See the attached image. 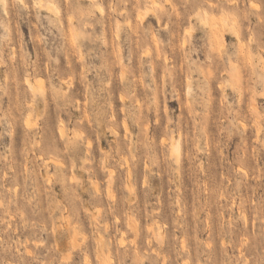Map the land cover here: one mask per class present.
Returning <instances> with one entry per match:
<instances>
[{"label":"rangeland","instance_id":"1","mask_svg":"<svg viewBox=\"0 0 264 264\" xmlns=\"http://www.w3.org/2000/svg\"><path fill=\"white\" fill-rule=\"evenodd\" d=\"M0 264H264V0H0Z\"/></svg>","mask_w":264,"mask_h":264},{"label":"bare ground","instance_id":"2","mask_svg":"<svg viewBox=\"0 0 264 264\" xmlns=\"http://www.w3.org/2000/svg\"><path fill=\"white\" fill-rule=\"evenodd\" d=\"M100 7H101V10H104V9H102L103 7H102L101 5H100ZM49 9H50V10H56V7L50 3V4H49ZM98 10H99V12L101 11L100 8H98ZM57 11H58V9H57ZM153 11H155V10H153ZM102 12H103V11H101L100 13H102ZM147 12H148V11H147ZM147 12H146V13H147ZM146 13H145V14H146ZM57 14H58V13H57ZM142 15H143V14H142ZM205 15H206V17H208L207 13H206ZM140 16H141V15H140ZM143 16H145V15H143ZM245 16H246V15H245ZM142 18H143V17H142ZM142 18H141V20H142ZM204 18H205V16H204ZM206 19H207V18H206ZM202 20H203V19H202ZM202 22H203V21H202ZM205 23H206V20H205ZM230 30H231V29H230ZM187 32H188V31H187ZM216 32L219 33L218 30H217ZM192 33H193V32H192ZM189 34H190V33H189ZM215 34H217V33H215ZM218 35H219V34H218ZM236 35H237V34H236ZM242 35H243V34H242ZM187 36H188V35H187ZM220 37H221V35H220ZM242 37H243V36H242ZM236 38H237V37H236ZM184 46H185V45H184ZM248 48H249V47H248ZM243 50H244V49H243ZM240 51H241V50H240ZM245 51H246V50H245ZM157 53H158V52H157ZM247 56H248V54H247ZM240 57H241V56H240ZM166 59H167V58H166ZM244 59H245V58H244ZM243 62H245V60H244ZM25 83H26L27 87L29 88V90H30V91H31V90L33 91V94L31 93L32 96H33V95H36V93H35L36 91H35V87H34L33 83H32L28 78L26 79ZM188 85H189V84H188ZM187 90H188V89H187ZM189 90L191 91V89H189ZM189 90H188V91H189ZM32 91H31V92H32ZM188 91H187V92H188ZM244 91H245V90H244ZM34 93H35V94H34ZM189 93H191V92H188V95H189ZM239 95H240V94H239ZM33 97H35V96H33ZM33 97H32V98H33ZM31 101H32V100H31ZM33 102H34V101H33ZM26 104H27V103H26ZM32 105H33V106H32V108H33V107H34V104L32 103ZM30 108H31V107H30ZM33 109H34V108H33ZM35 110H36V109H35ZM159 117H160V116H159ZM156 118H157V117H156ZM155 121L157 122V119H156ZM156 122H155V123H156ZM27 123H28V122H27ZM27 125H28V124H27ZM28 126H29V125H28ZM60 129H61V128H60ZM59 131H60V130H59ZM59 133H60V132H59ZM59 135H60V134H59ZM63 136H64V133H63L60 137H63ZM179 153H180V143H179V140H178V142L176 141V142H174V143L172 144V154H173V155H176V158L179 159V158H178V157H179ZM93 218H94V217H93ZM57 229H58V228H57ZM151 230H152V229H151ZM152 231H153V230H152ZM53 232H54V231H53ZM156 234H157V237L160 235V234L158 235V230H157V233H156ZM154 236H156L155 233H154ZM100 237H102V236H100ZM100 237L98 238V236H96L97 239H95V240L97 241L98 239H100ZM159 237H160V236H159ZM102 238H103V237H102ZM100 242H103V244H102V243H101V244H102V246L104 247V243H105L106 241H105V240L102 241V239H100L99 243H100ZM106 243H107V242H106ZM96 244H98V243H96ZM99 245H100V244H99ZM96 246L98 247V245H96ZM99 248H100L99 250H101L102 247H99ZM103 250H104V249H102V252L100 251V253L103 254ZM98 255H100V254L98 253ZM102 256H103V255H102ZM66 260H67V259H66ZM66 260H65V261H66ZM86 260H87V259H86ZM67 261H68V260H67Z\"/></svg>","mask_w":264,"mask_h":264}]
</instances>
